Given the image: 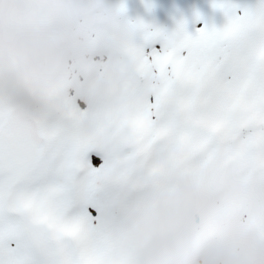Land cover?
<instances>
[{
    "label": "snow or ice",
    "instance_id": "6c2138e0",
    "mask_svg": "<svg viewBox=\"0 0 264 264\" xmlns=\"http://www.w3.org/2000/svg\"><path fill=\"white\" fill-rule=\"evenodd\" d=\"M213 7L227 24L194 36L131 24L143 32L122 48L132 75L91 112V130L86 102L32 107L0 84V264H137L116 225L131 193L162 173L164 147L191 170L221 145L241 155L264 143V0L242 14Z\"/></svg>",
    "mask_w": 264,
    "mask_h": 264
},
{
    "label": "clouds",
    "instance_id": "9594fccd",
    "mask_svg": "<svg viewBox=\"0 0 264 264\" xmlns=\"http://www.w3.org/2000/svg\"><path fill=\"white\" fill-rule=\"evenodd\" d=\"M130 40L123 11L105 0H0V81L6 90L62 84L116 99L132 75L122 55ZM168 178L176 187L145 191L149 212L139 226L148 236L140 264H264V242L244 227L234 207L236 200L257 197L231 178L210 189L206 180L175 172L157 177ZM256 206L264 211V203ZM224 239L232 241L230 249Z\"/></svg>",
    "mask_w": 264,
    "mask_h": 264
},
{
    "label": "bare ground",
    "instance_id": "6f19581e",
    "mask_svg": "<svg viewBox=\"0 0 264 264\" xmlns=\"http://www.w3.org/2000/svg\"><path fill=\"white\" fill-rule=\"evenodd\" d=\"M235 5L237 14H242L245 9H251L256 6L258 0H237ZM219 2L226 3L224 0ZM107 6L120 9L124 13L126 21L132 25H137L138 19L146 23V27H149V31L159 28L165 32L171 33L176 30L179 24L184 26L187 33H193V36L197 34V31L204 28L221 29L227 24V18L224 12L213 7L214 0H106ZM239 3V4H238ZM139 4L141 6L140 11H131L130 8ZM198 15L203 17L198 19ZM157 18L158 22L156 26L152 23L153 18ZM197 23H199L197 25ZM143 32L136 30L133 32V39L141 42ZM0 84H3L0 81ZM4 89L5 85L3 84ZM55 88L60 94L66 97L64 91L66 87L62 84L56 85ZM44 90V87L41 88ZM5 91L14 92V98L20 99L28 103L32 107H39L45 100H49L54 104L53 99L46 96L42 92L38 99L32 98L29 89L26 84H14L9 86ZM18 92H22L23 95H17ZM75 93L78 98H82L89 106L90 113L97 108L103 106L106 101L113 99L109 94H96L86 96V92L75 88ZM69 98V97H68ZM69 100H71L69 98ZM55 105V104H54ZM56 106V105H55ZM84 121H87L92 127L95 126V120L91 114L83 117ZM217 159L220 157L230 156L235 152L234 148L230 144L221 145L218 149ZM176 151L175 146L169 145L164 147L156 157V162L162 167L171 162V157ZM231 178L233 183H238L241 187L249 191L255 197L257 201L248 202L245 200H236V204L242 203V207L248 208L251 206L253 210L250 212V216H255L259 220H264V211H260L257 208V203H264V143H258L249 148L241 155L235 156L233 159L227 161L224 166L218 170L213 171L209 163V156L199 157L196 161V167L191 169L190 179L206 180L210 189H217L225 185ZM151 186L155 189L163 190L156 185V180L146 183L143 187L135 190L131 193L129 199L126 201L120 213V218L117 222L118 234L125 238L124 232L121 230H127L132 234V239L137 254V264H140L142 256L141 243L147 238L148 233L146 230L140 231L139 221L142 218L147 217L149 212V204L145 201V191ZM174 185H169L166 189H173ZM165 189V188H164ZM245 208V209H246ZM244 209V210H245ZM256 239L264 242L258 233L254 230ZM126 239V238H125ZM130 240V239H129ZM230 246L232 241L229 240Z\"/></svg>",
    "mask_w": 264,
    "mask_h": 264
},
{
    "label": "rangeland",
    "instance_id": "374dc122",
    "mask_svg": "<svg viewBox=\"0 0 264 264\" xmlns=\"http://www.w3.org/2000/svg\"><path fill=\"white\" fill-rule=\"evenodd\" d=\"M226 1V3L228 4V5H236L237 4V0H224V2ZM105 4L107 5V3H106V0H105ZM239 4V3H238ZM140 8H141V6H139V4H137L136 6H135V8H134V6H132L131 7V9H133V10H137V11H139L140 10ZM198 19H202L203 20V17L201 16V15H198ZM153 21H152V23L154 24V25H152L151 27H153L154 28V26H156V24H157V22H158V20H157V18L155 17V18H153L152 19ZM138 23L139 24H143L144 26H146V23L144 22V21H141V19H139V21H138ZM199 23H197V25H198ZM147 29H149V27H146ZM156 29H159V28H155L154 30H156ZM159 30H161V29H159ZM185 31H186V29H185ZM193 33L194 32H191V33H188V34H190V35H193ZM135 40V39H134ZM137 43H139L140 42V40H135ZM157 47H159V45H157ZM65 86V85H64ZM66 87V90L64 91V93L68 96V97H70V98H78V96L76 95V93H75V88H73V87H67V86H65ZM86 94V96H88V98L90 99V97L89 96H92V94H89V93H85ZM110 96H112L111 94H109ZM78 99H80V100H82V101H84V102H86L84 99H82V98H78ZM91 114V113H90ZM89 114V115H90ZM218 151V150H217ZM235 153V152H234ZM214 156H215V153L214 154H212V155H210V158L211 159H213L214 158ZM221 158V157H220ZM217 163H219V164H215L214 166H213V169L214 170H217V169H219L220 168V166H222V162H217ZM163 169V171H162V173L161 174H168V173H171V172H175V173H178V174H180L179 173V170L172 164V162H170V163H168L165 167H163L162 168ZM188 171L189 170H187V175L185 176V178H188V176H189V174H188ZM160 174V175H161ZM160 175H158L157 177H159ZM182 176V175H181ZM157 177L155 178V180H156V185L159 187V188H163V190H171V189H166V187H168L169 185H174L175 187H176V182L174 181V180H172V179H170V178H168V179H163V181H162V179H157ZM165 188V189H164ZM257 220V219H256ZM255 220V221H256ZM251 220L249 221V226H248V228H251L252 230H256L257 231V233H258V235L261 237V238H263L264 239V234L260 231V229L258 228V227H256V228H258V229H254V228H252V226H251ZM243 224L244 225H246L247 224V222H243ZM116 228H117V225H116ZM117 232H118V230H117ZM121 232H124V234H125V238L126 239H130L131 238V234L130 233H128V231L127 230H121ZM224 242L226 243V245H227V247H229V249H230V243H229V241L227 240V239H224L223 241H221V243L224 245Z\"/></svg>",
    "mask_w": 264,
    "mask_h": 264
},
{
    "label": "water",
    "instance_id": "95a60500",
    "mask_svg": "<svg viewBox=\"0 0 264 264\" xmlns=\"http://www.w3.org/2000/svg\"><path fill=\"white\" fill-rule=\"evenodd\" d=\"M19 103L24 104V103H22V102H19Z\"/></svg>",
    "mask_w": 264,
    "mask_h": 264
}]
</instances>
